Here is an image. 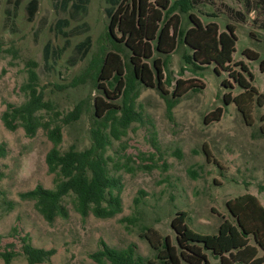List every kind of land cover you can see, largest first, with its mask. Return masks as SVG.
Returning <instances> with one entry per match:
<instances>
[{
  "label": "rangeland",
  "instance_id": "1",
  "mask_svg": "<svg viewBox=\"0 0 264 264\" xmlns=\"http://www.w3.org/2000/svg\"><path fill=\"white\" fill-rule=\"evenodd\" d=\"M10 1L13 0H0V142L6 147L5 155L0 156L4 172L0 177V249L12 241L20 251L19 235L27 233L34 245L55 248L49 260L34 264H107L105 259L98 261L91 256L102 247L101 240L118 248L133 243L137 252L149 256L153 251L141 234L154 226L161 234L174 238L171 219L178 210L187 211V222L192 228L212 233L217 231L223 217H230L225 205L227 198L250 191L264 200L263 191L259 190L264 183V132L260 128L264 123V101L261 105L254 101L251 116L244 118L233 101L224 103L225 92L233 96L242 90L228 70L220 69L217 73L214 62L203 69H193L183 58L190 49L179 39L166 57L157 54L166 58L163 86L171 91L178 77H192L199 87L188 89L168 108L166 98L156 86L136 84V117L121 138L113 139L107 149L130 166L118 171L123 184L122 210L110 217H98L91 212L82 215L67 196L64 202L68 215L47 221L33 200L21 198L18 192L36 183L53 185V173L48 171L45 160L52 141L42 127L32 136L20 124L14 129L7 128L1 113L7 102L20 103L26 98L32 70L36 75L33 83L55 108L65 112L85 100L80 117L62 123L60 148L66 149L71 143L78 147L89 144V129L95 119L93 99L103 91L92 77L95 68L88 67L111 46L106 36L107 3L89 0L84 19L90 24L86 33L91 36L92 46L86 57L69 64L70 46L53 68L41 72L46 42L52 45L64 42V37L52 30L59 13L51 0H38L34 18L29 20L25 11L28 0H19L18 14L11 26L4 13ZM189 2L192 5L189 10H175L180 15V26L185 29L191 25L189 12L203 22L216 20L220 29H224L227 21L232 22L237 40L229 65L249 78L247 71L236 63L242 60L252 72L250 82L264 93V71L259 67V59L264 57V0ZM40 24L42 30L35 37L34 29ZM85 34L72 36L71 45ZM245 48L256 50L259 58L247 57ZM148 61L151 63V58ZM224 78L231 81V86L223 85ZM106 86L113 89L107 83ZM116 100L121 102V95ZM219 105L223 107L220 119L205 121L204 116ZM4 198L13 200L11 208H5ZM205 251L208 264H222L218 256ZM0 264H5L1 256ZM9 264L29 263L19 252Z\"/></svg>",
  "mask_w": 264,
  "mask_h": 264
},
{
  "label": "trees",
  "instance_id": "2",
  "mask_svg": "<svg viewBox=\"0 0 264 264\" xmlns=\"http://www.w3.org/2000/svg\"><path fill=\"white\" fill-rule=\"evenodd\" d=\"M105 1L109 18L106 36L111 46L99 59H93L88 67L95 68L92 77L103 91L93 99L95 119L89 129V144L78 147L71 143L66 149L60 148L62 123L78 119L85 100L75 103L65 112L55 108L52 101L44 98L43 92L33 83L36 75L32 70L33 78L27 83L26 98L20 103L7 102L1 113L7 128L14 129L20 124L26 134L32 136L42 127L52 141L45 160L48 171L53 173V185L36 183L33 187L18 192L21 198L33 200L36 209L49 222L58 215H68L64 202L67 196L82 215L91 212L98 217H110L122 210L123 184L118 171L128 170L130 166L127 161L120 162L119 156L116 158L107 149L113 139L121 138L129 123L136 117V84L156 86L166 98L168 108L188 89L199 87L192 77H178L171 91L163 86L165 57L176 48L179 39L190 49V52H184L183 58L193 69H203L214 62L217 73L220 69L228 70L229 76L242 90L233 96L229 91L225 92L223 100L224 103L233 101L244 118L251 116L254 101L258 105L264 101V93L258 92L256 86L250 82L253 75L246 64L242 60L236 62L241 69L247 71L249 78L229 65L237 40L232 22L227 21L224 29H220L216 20L203 22L198 15L189 12L191 25L183 29L180 26V15L175 10H189L192 7L189 2L191 0ZM19 2L10 1L4 9L5 19L11 22V26L18 14ZM51 2L59 13L52 30L55 34H61L64 42L55 45L46 42L43 47L41 72L53 68V64L70 46L67 62L71 65L84 59L92 46L91 36L86 33L90 24L84 19L89 0ZM37 8L38 0L26 2L25 11L29 20L34 18ZM41 26L43 25L35 27V37L40 34ZM79 34L85 35L71 45L70 38ZM1 51L0 46V55ZM244 53L251 59L259 58V53L254 49L245 48ZM157 54L166 55L163 59ZM32 63L37 66V63ZM259 67L264 71V57L259 59ZM77 79L83 81L81 76ZM106 83L113 86V89L109 90ZM222 83L231 86V81L226 78ZM120 95L121 102H118L116 99ZM222 111L223 107L219 105L207 113L204 120L220 119ZM260 128L264 132V123ZM5 153V144L0 142V156ZM3 175L0 164V177ZM259 190L264 194V183L259 185ZM2 202L6 209L13 206L11 199L4 198ZM225 205L230 217L221 219L216 232H201L192 228L187 222V211L181 209L171 219L174 238L169 234H161L154 226L147 227L141 234L149 243L152 255L137 252L133 243L118 248L101 240L102 247L92 252L91 256L98 261L105 259L107 264H208L205 251L207 249L218 256L222 264H264V200L253 192L245 191L227 198ZM1 237L0 234V242ZM19 240L20 251L14 247L12 241L0 249V256L5 264H9L19 252L29 264H34L49 260L55 251L54 247L34 245L27 233L20 234Z\"/></svg>",
  "mask_w": 264,
  "mask_h": 264
}]
</instances>
